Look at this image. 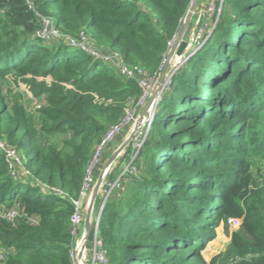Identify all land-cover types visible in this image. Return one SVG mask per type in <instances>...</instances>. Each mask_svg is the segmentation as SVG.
Here are the masks:
<instances>
[{"label": "trees", "instance_id": "obj_1", "mask_svg": "<svg viewBox=\"0 0 264 264\" xmlns=\"http://www.w3.org/2000/svg\"><path fill=\"white\" fill-rule=\"evenodd\" d=\"M191 2L34 0L31 10L27 0H0V81L14 75L56 83L28 81L46 96L38 121L21 104L8 107L0 85V136L25 155L36 180L14 178L0 156V206L17 204L38 217L34 225L0 217V242L10 252L5 264H73L74 207L43 187L78 198L94 147L140 96L134 81L81 50L36 39L37 13L55 17L69 35L89 32L126 64L155 72ZM226 7L163 93L136 161L144 158L141 176H129V189L103 211L99 236L109 264H206L201 251L213 228L230 229L232 218L242 225L227 256L264 264V188L255 185L252 164L264 149V0H226ZM57 135L66 136L60 144L52 142Z\"/></svg>", "mask_w": 264, "mask_h": 264}, {"label": "built area", "instance_id": "obj_2", "mask_svg": "<svg viewBox=\"0 0 264 264\" xmlns=\"http://www.w3.org/2000/svg\"><path fill=\"white\" fill-rule=\"evenodd\" d=\"M27 1L30 9L34 10V0ZM37 17L39 20V28L35 33L36 39L47 45L65 44L79 49L93 57L95 60L111 67L122 79L126 81H134L140 89V96L136 99V101L133 102V105L127 116L124 117L119 124L109 129L104 138L94 149L85 171V178L79 197H68V195L59 188H50L47 186L43 187V191L45 192H48L54 196L67 198L74 207V212L70 219L71 235L73 237L70 256L73 264H109L103 240L99 236L100 222L107 203L115 199V197L120 194L119 191H121L125 181H127V178L135 174L137 171V158L140 155L146 141L148 140L161 100H158L151 106L149 114L144 119L143 124L138 125L137 122L142 108H144L148 100L152 97L153 91L156 89L154 85L162 67L155 74H152L142 66L128 65L123 61L120 53L111 49L108 53H106L104 49L98 47L85 32H81L79 34V38L76 39V37H72V35H65L60 29H58L55 26V22L52 18L42 16L38 13ZM175 39L176 38L170 42L169 47ZM166 56L164 61L166 60ZM175 73L172 72L170 74L165 84L166 86L168 83L171 84V79ZM45 104L46 101L44 100L42 106ZM135 118L137 119L135 120ZM134 122H136V125L130 134L129 145L120 154L117 163L104 170V181L101 185L100 193L97 195V198L94 201L93 209L89 217L90 227L83 240L85 243L84 250L83 253L79 255L77 252L75 239L79 233L80 227L85 223V220L88 219L86 207H88V205L90 207L92 203L93 196L91 193L93 192L95 185L93 178L94 172L101 165L105 152L108 150L115 137L119 135L121 131L129 128ZM0 156L5 158L8 171L14 178L29 183H34L36 181L32 173L29 172L24 166L23 154L15 147L10 146L1 136ZM1 208H4V206H0V209ZM1 218L11 223H14L18 218H25L29 224L34 225L38 223V217L28 216L23 212V210H21L19 206L4 211L1 215ZM228 225L231 229L236 231L241 227L242 220L235 218L229 219ZM9 253V250L2 246L0 242V264L6 263Z\"/></svg>", "mask_w": 264, "mask_h": 264}, {"label": "rangeland", "instance_id": "obj_3", "mask_svg": "<svg viewBox=\"0 0 264 264\" xmlns=\"http://www.w3.org/2000/svg\"><path fill=\"white\" fill-rule=\"evenodd\" d=\"M193 4H196L195 13H194V16H193L188 28H187L185 37L183 38L184 40H186L187 42H189L191 44L189 50L187 51V56H186L187 59L190 56H193L197 52L198 49L205 46L206 41L208 40L209 36L216 29L218 21L225 15V12L227 11L226 0H192L189 11L192 9ZM186 18H187V16H186ZM186 18L183 21L181 29L186 22ZM52 19L54 22L56 21L55 17H53ZM55 26H56V22H55ZM57 28L60 29L65 35H69L65 31L63 24L60 25V28L59 27H57ZM181 29H180V31H181ZM87 35L89 37L91 36L89 32H87ZM72 37H76V39H78L79 35L73 34ZM175 38H177V36ZM175 40L172 42V44L169 47V51L167 53L166 60L165 61L163 60L161 66L159 67V69L161 67H162V69H161L160 74L157 78V81L155 82V85H154L155 88L158 84V80L160 78L162 70H163V68L167 62V58L169 57V54L171 53V50L174 46ZM95 44H96V42H95ZM97 46L101 47L99 45H97ZM101 48H103L106 53H108L110 51V49L108 47H101ZM177 61H178L177 57H174L170 63V69L177 70V68H178ZM159 69L157 71H159ZM147 70L149 72H151L152 74H155L157 72V71L153 72L150 69H147ZM177 71H176V73H177ZM34 79L35 78H33L31 76H28L25 78H20V77L17 78L14 75H10L7 77V80L5 82L0 81V85L3 89V95L5 97V104L8 107H11L13 104H16V103L21 104L24 106L27 114L31 117H34V119L36 121H38L41 119L40 111L43 107L42 103L45 100L46 96H43L40 93L36 94V92L32 91L31 85L28 83V81L34 80ZM35 81H36V84H38V85L45 84L47 86H52V85L56 84L55 79H53L52 77H38L35 79ZM171 81H172V79H171ZM170 85L171 84H169V83L167 84V86L165 85L166 88L163 91L164 93L169 89ZM153 94H154V91H153ZM97 101L99 103L106 104V105L114 104L112 101H108V102L104 101V100H97ZM134 101H136V99L133 98V99H130L126 103L123 118L127 116V114L130 111ZM142 110H143V108H142ZM136 119L137 118H135V120ZM137 124H138V122H137ZM135 125H136V122H134L129 128L126 129L127 131H129V134H131V132L135 128ZM249 132H250V130H248V133ZM2 136L5 137L4 135H2ZM65 137L66 136H64V135L54 136L52 138V142L56 143V144H60V143H62V141L64 140ZM129 137H130V135H129ZM247 137H250V136L247 134ZM103 138H104V136H102V139ZM247 143H249V142H247ZM97 146H98V144L94 147V149ZM23 156H25V155L23 154ZM24 161H25V159H24ZM103 161L101 164L102 166L104 165ZM136 164H137L136 165L137 171L135 172V174H137V176L140 177L141 173H142L141 171H143V168L145 167L144 166V164H145L144 158L141 156L139 162H137ZM252 164H253L255 185H258V186L264 188V186H263L264 185L263 184L264 183V149L259 150V152L253 153ZM135 174H133V175H135ZM129 180L130 179H127V181H125L121 191H119V192H121L120 194L126 192L129 189V187L132 183ZM17 206H18L17 204H14L10 208H5V207L1 208L0 209V217L4 211L11 209V208H14V207H17ZM213 230H214V238L211 241H209L207 243L206 247L201 251V257L206 264H238L242 261H247L250 258V257L245 258V259L229 258L227 256L226 253H227L228 248L231 244V235L234 232L233 229L230 228V229L226 230L225 226L223 224H220L219 226L213 228Z\"/></svg>", "mask_w": 264, "mask_h": 264}, {"label": "water", "instance_id": "obj_4", "mask_svg": "<svg viewBox=\"0 0 264 264\" xmlns=\"http://www.w3.org/2000/svg\"><path fill=\"white\" fill-rule=\"evenodd\" d=\"M195 9H196V4H193L192 9L189 11V13L187 14V18H186V22L183 25L181 31L179 32V34L177 35V38L175 40L174 46L171 50V53L169 54V57L167 58V62L162 70V73L160 75V78L158 80V84L157 87L154 91V94L152 95V97L148 100V102L146 103V105L144 106L143 110L141 111L140 115H139V119H138V125L143 124L144 119L148 116L149 114V110L151 108V106L157 102L158 100L160 101L162 99L163 96V91L165 89V84L168 80V77L170 76V74L172 72H176L180 66H182V64L186 61L187 59V51L190 48V43L187 42L186 40H184L183 38L185 37L187 28L194 16L195 13ZM174 57H177V64H178V68L177 70H172L170 69V63L173 60ZM174 76V75H173ZM130 143V138L126 141V143L123 145V147L119 150L118 155L121 154L123 152V150L129 145ZM117 155V156H118ZM116 156V157H117ZM100 188V184L98 185V187L96 188L93 197H92V203L90 205V210L88 212V219L91 215V211L93 209V204L94 201L97 198V194Z\"/></svg>", "mask_w": 264, "mask_h": 264}, {"label": "crops", "instance_id": "obj_5", "mask_svg": "<svg viewBox=\"0 0 264 264\" xmlns=\"http://www.w3.org/2000/svg\"><path fill=\"white\" fill-rule=\"evenodd\" d=\"M129 135H130L129 131H127V130L121 131V133L115 137V139L111 143L110 147L105 152V155L103 157L104 165L103 166L100 165L95 170L94 175H93L95 185H94L93 192L91 193L92 196H93L96 188L100 184V188H99V191H98V194H97V195H99L100 189H101V185H102V183L104 181V176H103L104 170L107 169L109 166L115 165V163L117 162V160L119 159V156H120V154L118 155V152L123 147V145L126 143V141L129 139ZM89 208L90 207L88 205V207H86L87 215H88ZM89 224H90L89 223V219H86L85 223L80 227L79 233H78V235H77V237L75 239V243H76V246H77L76 248H77V252H78L79 255L82 254L83 250H84L85 243L83 242V240L85 238L86 232L88 231V229L90 227Z\"/></svg>", "mask_w": 264, "mask_h": 264}]
</instances>
